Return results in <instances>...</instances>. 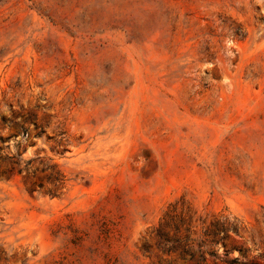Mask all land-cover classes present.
<instances>
[{"label":"rangeland","instance_id":"obj_1","mask_svg":"<svg viewBox=\"0 0 264 264\" xmlns=\"http://www.w3.org/2000/svg\"><path fill=\"white\" fill-rule=\"evenodd\" d=\"M0 264H264V0H0Z\"/></svg>","mask_w":264,"mask_h":264},{"label":"trees","instance_id":"obj_2","mask_svg":"<svg viewBox=\"0 0 264 264\" xmlns=\"http://www.w3.org/2000/svg\"><path fill=\"white\" fill-rule=\"evenodd\" d=\"M26 164H29V163L27 162ZM18 173H21V169L18 170ZM54 181H56V183L59 184L61 180L58 179V178H56ZM60 184H61V183H60Z\"/></svg>","mask_w":264,"mask_h":264}]
</instances>
